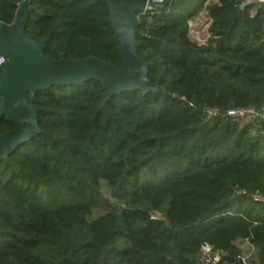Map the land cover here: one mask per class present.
Returning a JSON list of instances; mask_svg holds the SVG:
<instances>
[{
    "label": "trees",
    "instance_id": "obj_1",
    "mask_svg": "<svg viewBox=\"0 0 264 264\" xmlns=\"http://www.w3.org/2000/svg\"><path fill=\"white\" fill-rule=\"evenodd\" d=\"M167 0L138 12V54L163 91L106 100L101 81L36 93L40 132L0 160V264H264V6ZM24 0H0L15 24ZM210 40L189 21L204 8ZM255 11L252 13V11ZM26 32L51 59L96 56L124 67L102 0H30ZM222 114L206 118V109ZM0 111V133L14 128ZM44 237L45 239H40Z\"/></svg>",
    "mask_w": 264,
    "mask_h": 264
},
{
    "label": "water",
    "instance_id": "obj_2",
    "mask_svg": "<svg viewBox=\"0 0 264 264\" xmlns=\"http://www.w3.org/2000/svg\"><path fill=\"white\" fill-rule=\"evenodd\" d=\"M110 12L115 38L120 42L124 67L96 56L51 59L45 53V41H37L26 32L30 0H24L11 27L0 23V56L7 58L0 68V111L15 126L0 133V160L6 159L20 145L40 132L36 93L55 85L81 84L96 79L103 83L105 98L127 90L144 93L163 91L149 78V65L138 54L136 28L138 12L147 4L163 5L167 0H102ZM248 4L246 0L242 7Z\"/></svg>",
    "mask_w": 264,
    "mask_h": 264
},
{
    "label": "built area",
    "instance_id": "obj_3",
    "mask_svg": "<svg viewBox=\"0 0 264 264\" xmlns=\"http://www.w3.org/2000/svg\"><path fill=\"white\" fill-rule=\"evenodd\" d=\"M164 1V0H158ZM218 2L219 0H214ZM248 3L256 4L264 6V0H247ZM151 2L147 4L146 10L143 13H146L148 10L152 9ZM255 11L253 10L252 13ZM212 23V17L209 14L207 8L205 7L194 19L189 21L188 35L190 39L196 42L199 45H207L209 43L211 34H210V26ZM7 58L4 56H0V68L6 62ZM206 118L210 119L222 114V112L218 108L209 107L205 111ZM225 115H228L233 118H243V119H256L262 118L264 119V106L261 109H256L253 107L247 108H232L227 110ZM253 199L264 204V195L260 193L253 194ZM245 240L248 245L254 250V253L246 254L239 244L241 241ZM237 244L242 249V254L240 256L241 260L245 264H249L252 260L256 259V248L249 241V239H240L237 241ZM221 259V253L216 251L211 244L208 242H204L201 246V263L202 264H217Z\"/></svg>",
    "mask_w": 264,
    "mask_h": 264
},
{
    "label": "rangeland",
    "instance_id": "obj_4",
    "mask_svg": "<svg viewBox=\"0 0 264 264\" xmlns=\"http://www.w3.org/2000/svg\"><path fill=\"white\" fill-rule=\"evenodd\" d=\"M40 239H45L44 237H42V238H40ZM240 245H241V247L243 248V250H244V252L246 253V254H249V253H254V250H252V248L248 245V243L245 241V240H243V241H241L240 243H239Z\"/></svg>",
    "mask_w": 264,
    "mask_h": 264
}]
</instances>
